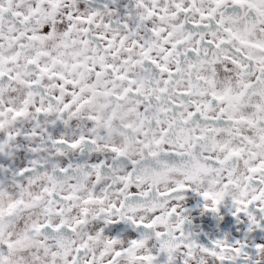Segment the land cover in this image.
<instances>
[{
    "label": "snow or ice",
    "instance_id": "1",
    "mask_svg": "<svg viewBox=\"0 0 264 264\" xmlns=\"http://www.w3.org/2000/svg\"><path fill=\"white\" fill-rule=\"evenodd\" d=\"M0 264H264V0H0Z\"/></svg>",
    "mask_w": 264,
    "mask_h": 264
}]
</instances>
